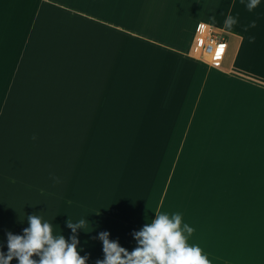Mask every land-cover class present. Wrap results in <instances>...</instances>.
Returning a JSON list of instances; mask_svg holds the SVG:
<instances>
[{
    "label": "crops",
    "instance_id": "1",
    "mask_svg": "<svg viewBox=\"0 0 264 264\" xmlns=\"http://www.w3.org/2000/svg\"><path fill=\"white\" fill-rule=\"evenodd\" d=\"M247 3L174 0L154 18L153 0H0L5 254L8 232L22 235L34 213L69 242V217L85 219L76 235L87 264L104 259L100 232L132 251L133 233L155 212L181 214L195 244L202 221L195 170L204 166H241L246 196L248 169L255 168L264 214V0L253 11ZM217 11L220 28L212 21ZM229 15L237 20L231 29L224 25ZM202 22L234 40L219 65L188 53ZM249 28L256 37L238 63ZM122 56L144 60L154 75L145 85L159 88L162 109L120 95Z\"/></svg>",
    "mask_w": 264,
    "mask_h": 264
},
{
    "label": "rangeland",
    "instance_id": "2",
    "mask_svg": "<svg viewBox=\"0 0 264 264\" xmlns=\"http://www.w3.org/2000/svg\"><path fill=\"white\" fill-rule=\"evenodd\" d=\"M174 0H153L154 18L164 13V5ZM188 1V0H184ZM196 11H194L195 13ZM212 12H210L211 14ZM214 13V12H213ZM201 15L206 10H201ZM200 15V16H201ZM212 15V14H211ZM223 15L216 12L213 24L220 28ZM221 20V21H220ZM217 35L224 34L227 42L224 58L228 59L234 40L219 29ZM251 28L244 30L245 41L238 56V63L245 56ZM189 44V43H188ZM131 68V69H130ZM120 77V95L124 98L141 99L148 109H162L157 95L158 87L146 86L152 84L153 72L147 73L144 60L137 58L129 60L122 56ZM126 105L129 106L128 103ZM235 137V136H234ZM234 145L241 143L240 135L235 137ZM244 169L239 165H212L198 167L195 174L198 177L196 201L198 202L200 237L195 241L207 255L211 264H264V214L257 208L255 193V168L249 171V195L241 192V174ZM246 185V183H244ZM248 186V184H247ZM191 199V198H190ZM211 236V240L209 237ZM192 235L189 243L193 244ZM213 242L209 246L207 242Z\"/></svg>",
    "mask_w": 264,
    "mask_h": 264
},
{
    "label": "clouds",
    "instance_id": "3",
    "mask_svg": "<svg viewBox=\"0 0 264 264\" xmlns=\"http://www.w3.org/2000/svg\"><path fill=\"white\" fill-rule=\"evenodd\" d=\"M259 4L260 0H248L246 7L253 11ZM236 23L231 15L224 21L229 29ZM250 27H255V21ZM249 39L254 42L255 38ZM35 139L36 136H33ZM52 179L60 182L55 174H52ZM155 213L150 223L133 233L137 247L132 251L122 247L118 240H110L109 232H100L104 259L97 260L96 264H211L201 247L189 243L194 229L187 223L181 226V214ZM27 221L29 227L23 229L22 235L8 232V251L5 254L0 248V264H12L13 259H17L18 264H87L88 256L80 254V241L76 235L78 229H85V219L74 223L69 217L67 226L73 232L70 242L63 234L54 235L53 223L37 213L27 215Z\"/></svg>",
    "mask_w": 264,
    "mask_h": 264
},
{
    "label": "built area",
    "instance_id": "4",
    "mask_svg": "<svg viewBox=\"0 0 264 264\" xmlns=\"http://www.w3.org/2000/svg\"><path fill=\"white\" fill-rule=\"evenodd\" d=\"M200 25L204 26L200 27ZM214 31L208 23L198 24L188 50L192 58L212 66L221 63L227 47L224 35H217ZM221 46L224 47L221 48Z\"/></svg>",
    "mask_w": 264,
    "mask_h": 264
},
{
    "label": "snow or ice",
    "instance_id": "5",
    "mask_svg": "<svg viewBox=\"0 0 264 264\" xmlns=\"http://www.w3.org/2000/svg\"><path fill=\"white\" fill-rule=\"evenodd\" d=\"M224 46H221V48H223Z\"/></svg>",
    "mask_w": 264,
    "mask_h": 264
},
{
    "label": "bare ground",
    "instance_id": "6",
    "mask_svg": "<svg viewBox=\"0 0 264 264\" xmlns=\"http://www.w3.org/2000/svg\"><path fill=\"white\" fill-rule=\"evenodd\" d=\"M219 65V64H218Z\"/></svg>",
    "mask_w": 264,
    "mask_h": 264
}]
</instances>
